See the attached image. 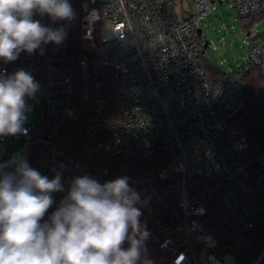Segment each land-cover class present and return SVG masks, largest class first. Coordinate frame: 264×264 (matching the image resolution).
<instances>
[{"label":"built area","instance_id":"obj_1","mask_svg":"<svg viewBox=\"0 0 264 264\" xmlns=\"http://www.w3.org/2000/svg\"><path fill=\"white\" fill-rule=\"evenodd\" d=\"M183 1L69 0L71 22L34 15L67 38L0 61V71L23 68L40 85L27 101L35 121L26 113L17 136L27 138L31 167L49 179L61 173L64 191L53 194L45 220L74 178L126 176L156 212L159 247L173 264H264V243L250 238L264 222V34L237 71L217 78L203 23L221 0H194L189 11ZM225 1L243 19L264 17V0ZM78 116L79 134L66 146ZM11 155L9 136L0 137V163ZM215 226L245 237L219 251L209 239Z\"/></svg>","mask_w":264,"mask_h":264},{"label":"clouds","instance_id":"obj_2","mask_svg":"<svg viewBox=\"0 0 264 264\" xmlns=\"http://www.w3.org/2000/svg\"><path fill=\"white\" fill-rule=\"evenodd\" d=\"M75 18L69 0H0V61L22 52L62 44L67 33L33 19ZM40 90L27 70L0 71V137L26 132L30 106ZM60 172L49 179L17 154L0 163V264H153L146 256L150 233L141 223L139 193L128 177L104 184L76 177L51 215L54 193L63 192ZM125 243L128 247L125 248Z\"/></svg>","mask_w":264,"mask_h":264},{"label":"rangeland","instance_id":"obj_3","mask_svg":"<svg viewBox=\"0 0 264 264\" xmlns=\"http://www.w3.org/2000/svg\"><path fill=\"white\" fill-rule=\"evenodd\" d=\"M183 6L187 11L193 10L194 0H184ZM203 32L216 47L214 49L210 45L205 49L206 62L221 74L227 75L237 71L247 61L253 38L264 34V17L243 19L231 1L221 0L213 4L211 13L203 23ZM34 99L29 100L33 102ZM28 118L33 123L36 118L35 111H30ZM9 141L11 158L17 154L25 156L27 138L9 136Z\"/></svg>","mask_w":264,"mask_h":264},{"label":"trees","instance_id":"obj_4","mask_svg":"<svg viewBox=\"0 0 264 264\" xmlns=\"http://www.w3.org/2000/svg\"><path fill=\"white\" fill-rule=\"evenodd\" d=\"M77 16L79 20V7L77 6ZM79 25H76L74 40H73V48L75 51L79 49ZM207 68L211 72L212 75H216L217 78L221 77V73L213 67L211 64L207 63ZM108 86V93L110 95V103L113 105V87ZM81 119L78 117L75 120L71 121L68 126L67 133L65 134V138L63 140V144L66 146H70L73 141L77 138L79 131L77 129L79 125V121ZM142 212L140 217L141 223L145 224L147 230L150 233L149 238L145 241L146 246V256L149 258L153 264H173L172 257L163 251H161L159 247V243L157 240V231H156V222H157V214L151 207V205L144 200H141V203L136 205ZM245 237V233H236L232 232L229 229L222 226H215L209 230V239L214 243L215 247L219 251H234L240 245V241ZM254 246H260L264 243V222L263 224L256 230L252 236L250 237ZM125 248L128 247V244L125 243Z\"/></svg>","mask_w":264,"mask_h":264},{"label":"water","instance_id":"obj_5","mask_svg":"<svg viewBox=\"0 0 264 264\" xmlns=\"http://www.w3.org/2000/svg\"><path fill=\"white\" fill-rule=\"evenodd\" d=\"M205 47H207V43L205 44Z\"/></svg>","mask_w":264,"mask_h":264}]
</instances>
